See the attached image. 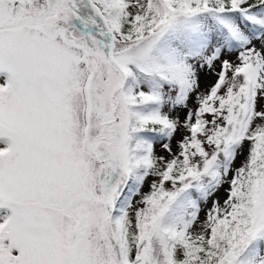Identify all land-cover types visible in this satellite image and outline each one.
Returning <instances> with one entry per match:
<instances>
[{"label": "snow or ice", "instance_id": "6c2138e0", "mask_svg": "<svg viewBox=\"0 0 264 264\" xmlns=\"http://www.w3.org/2000/svg\"><path fill=\"white\" fill-rule=\"evenodd\" d=\"M0 264H264V0H0Z\"/></svg>", "mask_w": 264, "mask_h": 264}, {"label": "rangeland", "instance_id": "374dc122", "mask_svg": "<svg viewBox=\"0 0 264 264\" xmlns=\"http://www.w3.org/2000/svg\"><path fill=\"white\" fill-rule=\"evenodd\" d=\"M215 79H216V77L212 73H202L201 74V88L202 89H207L208 87H210L214 83ZM184 115H185L184 112L180 113L181 119L184 118ZM180 138H181L180 134H177V136L175 137V140L173 141V150L174 151L176 150V141H178ZM156 150H157L158 153L163 154L161 152V149H160L159 145L156 146ZM242 159H243V157L238 158L237 166H239L240 161ZM145 191H147V187L145 188ZM221 195H223V193H221Z\"/></svg>", "mask_w": 264, "mask_h": 264}]
</instances>
